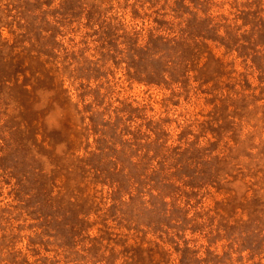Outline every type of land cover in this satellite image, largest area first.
<instances>
[{
  "label": "rangeland",
  "instance_id": "1",
  "mask_svg": "<svg viewBox=\"0 0 264 264\" xmlns=\"http://www.w3.org/2000/svg\"><path fill=\"white\" fill-rule=\"evenodd\" d=\"M201 259L264 264V0H0V264Z\"/></svg>",
  "mask_w": 264,
  "mask_h": 264
},
{
  "label": "trees",
  "instance_id": "2",
  "mask_svg": "<svg viewBox=\"0 0 264 264\" xmlns=\"http://www.w3.org/2000/svg\"><path fill=\"white\" fill-rule=\"evenodd\" d=\"M64 91H65V90H64ZM210 254H211V252H210ZM194 255H195V253H194ZM210 262H212L211 259H208V260H206V259H201V260L198 261L197 264H210Z\"/></svg>",
  "mask_w": 264,
  "mask_h": 264
}]
</instances>
